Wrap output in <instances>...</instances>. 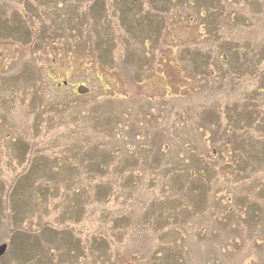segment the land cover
<instances>
[{"label":"rangeland","instance_id":"obj_1","mask_svg":"<svg viewBox=\"0 0 264 264\" xmlns=\"http://www.w3.org/2000/svg\"><path fill=\"white\" fill-rule=\"evenodd\" d=\"M37 1L0 0V264H264V0H135L131 37Z\"/></svg>","mask_w":264,"mask_h":264},{"label":"trees","instance_id":"obj_2","mask_svg":"<svg viewBox=\"0 0 264 264\" xmlns=\"http://www.w3.org/2000/svg\"><path fill=\"white\" fill-rule=\"evenodd\" d=\"M67 1H69V0H63L62 4H60L58 2H54V4H52L51 2H49V0H45V4L43 2L37 1V4H35L34 6L37 7V8L38 7H42V8L46 7L45 9L51 10L52 9L51 5H53L54 8L55 7L61 8V5L66 4ZM176 1H177L176 3H170L169 4V13L170 14L172 13L171 15H173V18L175 16L182 17L184 20H186V22L194 23V19L193 18H188V17L193 16V15H195V18H197V19L199 18V20L200 19L202 20L204 18V16L202 14L207 13V11L209 12V10H211V9H214L213 6L211 8H209L207 5L201 6L199 4V0H193V1L176 0ZM131 2L135 3V0H115V1H113V3L120 4V8H119L120 13H118L117 21H118L121 29L123 31H125V32L126 31L128 32V30L125 27H128L129 25H132L133 28L138 29L140 27V24H141V23L136 21L137 18H135V15L133 17H131L132 19L131 18L127 19L126 16L123 14L124 12H126V10L128 11L129 8L132 7L130 5V4H132ZM155 2L157 3V0H147V2H145V3L141 2V4H140V9L141 10H140L139 13H143V14H147L148 15L150 13V10H155L156 9L155 6L153 5ZM167 3H169V2H167ZM85 7H86L87 10L90 9V4H88ZM203 8H204V11H203V13H201V10H203ZM73 10H75V11H73ZM76 10H77V8H74V9L70 8L68 10V12H66L67 13V15H66V19L67 20L66 19L63 20V18L62 19L58 18L59 19L58 20L56 17H51V16H47V17L44 16L43 18L33 19V15H31L32 18L29 19V21H30V24H29V28L30 29H29V31L32 34L29 36V40L31 42H34V41L35 42H38V41L42 42L43 39H45L44 35H46L49 32L50 28L51 27H56L51 22L56 21L57 27H58L61 23L65 22V21L70 22V25H71V24H74L75 19H83V17H82L83 11H76ZM156 11H157V9H156ZM66 24H67V22H66ZM35 26H36V29H34ZM52 31L55 32L53 34V36L57 35L59 37L60 36H63L64 38L67 37L66 35L64 36V34L62 33V31H60V29L57 32H56L55 29H53ZM80 31L82 32V34L79 35V36L83 37L85 34H84L83 30H80ZM128 34L131 37L130 32H128ZM47 36H50V35L47 34L46 37ZM37 39H40V40H37ZM82 41L85 42V43L87 42L86 39L82 40ZM97 44L98 45H103V44L100 43V40L97 42ZM137 50H138V48H137ZM104 51H107L106 48H104ZM197 153H198L199 158H201V155H199L200 152H197ZM180 168H181V166L179 165L177 167V171H179ZM199 168L200 169H196V170H201L202 173L205 172L204 171L205 169H203L201 167H199ZM176 175H178V174L176 173ZM177 247H179L178 244H177ZM178 250L180 251V248H178Z\"/></svg>","mask_w":264,"mask_h":264},{"label":"water","instance_id":"obj_3","mask_svg":"<svg viewBox=\"0 0 264 264\" xmlns=\"http://www.w3.org/2000/svg\"><path fill=\"white\" fill-rule=\"evenodd\" d=\"M6 250H7V245L4 243L0 244V258L6 252Z\"/></svg>","mask_w":264,"mask_h":264}]
</instances>
